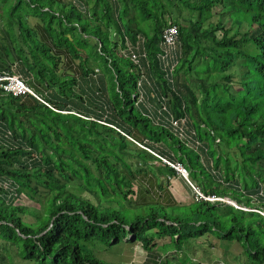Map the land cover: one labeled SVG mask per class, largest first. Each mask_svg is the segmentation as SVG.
I'll return each instance as SVG.
<instances>
[{
	"label": "trees",
	"instance_id": "16d2710c",
	"mask_svg": "<svg viewBox=\"0 0 264 264\" xmlns=\"http://www.w3.org/2000/svg\"><path fill=\"white\" fill-rule=\"evenodd\" d=\"M173 26L175 67L159 58ZM3 27L20 62L0 71L48 106L0 89V264L11 246L27 264H111L99 253L128 237L147 264H205L200 240L264 264V0H0Z\"/></svg>",
	"mask_w": 264,
	"mask_h": 264
},
{
	"label": "rangeland",
	"instance_id": "374dc122",
	"mask_svg": "<svg viewBox=\"0 0 264 264\" xmlns=\"http://www.w3.org/2000/svg\"><path fill=\"white\" fill-rule=\"evenodd\" d=\"M46 9H47V7L44 8V10H46ZM29 22L33 26L34 24L39 23L40 20L38 18L30 17L28 19L27 24H29ZM56 23L57 22H54V24H56ZM39 24H41V22ZM143 25L145 27H147V26H149V22L145 21L143 23ZM32 26H29L30 27L29 29H31L30 30V34L32 36L31 39H33V44L35 43L34 41H36V40H38L40 43H42V41L39 40L37 31L36 30L34 31V29H32L34 27H32ZM27 28H28V25H27ZM53 28H56V26L53 25ZM57 32H60L59 29H57L56 32L54 31V33L52 31V34L55 35V34H57ZM256 33H257V30H254L253 34H256ZM89 39H90V42H92V40L94 39V36L90 37ZM31 44H32V42H31ZM100 66H101V64H100ZM58 69H59V71H58L57 74L60 77H63L62 74H61L60 66L58 67ZM99 70H101V68ZM66 77H70V75L67 74ZM67 81H68V79L64 78V82L66 83ZM58 83H62V81L60 80ZM69 83L72 84L70 81H69ZM70 87H72V86H70ZM185 172H187L186 169H185ZM174 178H175V176H173V177H171V176L169 177L168 176L166 179H167L168 182L172 183ZM188 180H189L190 183H192V181H190L189 178H188ZM26 200L27 199H25V201ZM230 200H232V199H230ZM230 200H228L226 198H221V199H218V200L216 199V201L223 202V203H225L227 205L233 206L234 208L235 207L241 208V209H238V210H243L245 212L254 211L253 208L244 207L242 204L237 205L234 201L232 202ZM27 202H29V201L27 200ZM140 211L149 212V208L144 207L141 210H138V212H140ZM256 212H258V211H256ZM262 213L264 214V212H262ZM125 240L129 244H126V243L118 244V245L112 247L110 249V251H108L106 253L100 252L99 253V257L103 258L105 261H107L108 263H111V264H133V261H134L133 254H134V250L136 248V245L134 243H131L132 242V238L131 237H128ZM199 243L202 246L201 250L198 248V245H196V247L194 249L192 248V253L189 254V256L192 258V260L195 263L197 261L199 263L210 264V261L212 262L213 259H218V260H222V261L226 262V264H236V262H233L232 257H230V256H233V255L238 256V255H240L242 253V248L239 245H237V244L230 245L228 253L223 254L219 250H217L215 248H212V247L208 246L207 244H205V242L203 240H200ZM167 250H171V247H168ZM158 251L160 252V254H164V255H165V253L166 254L168 253L167 251H164L162 248L158 249ZM168 255H170V254H167L166 256H168ZM171 256H172V259L169 258L170 261L175 260V258H173V255H170V257ZM11 257H12V260H13L14 264H27L26 261L21 260L20 257L17 256L16 249L13 246H11ZM185 264H188V263H185Z\"/></svg>",
	"mask_w": 264,
	"mask_h": 264
},
{
	"label": "built area",
	"instance_id": "2783aa9c",
	"mask_svg": "<svg viewBox=\"0 0 264 264\" xmlns=\"http://www.w3.org/2000/svg\"><path fill=\"white\" fill-rule=\"evenodd\" d=\"M163 39L166 47L159 58L165 60L167 63L173 64V66L175 67L178 60L177 58L180 57V46L177 28L173 26L165 30ZM0 89L6 94H11L14 97H20L24 95L32 96L39 102L47 105L45 101L42 100V98L38 94H36L35 91L31 89L16 73L0 71ZM165 161L166 160H164V162ZM168 163L178 173V175H180L187 182V184H191L188 180L187 172H185V168L182 165L178 163ZM195 191L200 198H204L201 193H199L197 190Z\"/></svg>",
	"mask_w": 264,
	"mask_h": 264
},
{
	"label": "crops",
	"instance_id": "0c3cea01",
	"mask_svg": "<svg viewBox=\"0 0 264 264\" xmlns=\"http://www.w3.org/2000/svg\"><path fill=\"white\" fill-rule=\"evenodd\" d=\"M1 24H2V21H1ZM35 27H38L37 33H38L39 38L41 40L48 41L47 38H49V36L46 32H44L41 25L38 24ZM0 36L8 40L6 29L4 27L0 28ZM8 47H9V44H8ZM60 53H63V52L61 51ZM64 54H65L66 63H67L70 61V57L68 56L67 53L64 52ZM19 62L20 60L18 59V55H16V53L13 51L11 47H9V52L7 54L2 50L0 46V70L10 69L12 65H19ZM173 181L171 183L173 192H175V194L178 195L180 199L188 200L187 194L186 192H184L186 191L184 180L179 175H177L175 176ZM149 257H150V253L146 249L136 246L134 250V254H133V259H134L133 264H147L146 261L149 259Z\"/></svg>",
	"mask_w": 264,
	"mask_h": 264
},
{
	"label": "clouds",
	"instance_id": "9594fccd",
	"mask_svg": "<svg viewBox=\"0 0 264 264\" xmlns=\"http://www.w3.org/2000/svg\"><path fill=\"white\" fill-rule=\"evenodd\" d=\"M187 177H188V175H187ZM226 199H228V198H226ZM208 200H210V201H214V200H216L214 197L213 198H211V199H208ZM228 200H230V199H228ZM230 201H232V200H230ZM233 202V201H232ZM236 203V202H235ZM237 210L238 209H241V208H238V207H235ZM262 215H264L263 213H262Z\"/></svg>",
	"mask_w": 264,
	"mask_h": 264
}]
</instances>
